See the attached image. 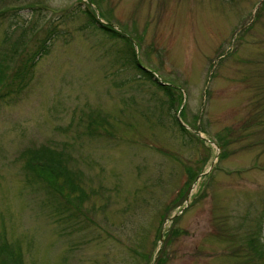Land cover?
<instances>
[{"label":"rangeland","instance_id":"obj_1","mask_svg":"<svg viewBox=\"0 0 264 264\" xmlns=\"http://www.w3.org/2000/svg\"><path fill=\"white\" fill-rule=\"evenodd\" d=\"M89 10L124 38L85 28ZM52 32L29 88L10 94ZM130 46L175 86L173 104L121 58ZM5 94L0 264H264L251 252L264 232V0H0ZM29 167L51 172L61 212Z\"/></svg>","mask_w":264,"mask_h":264},{"label":"trees","instance_id":"obj_2","mask_svg":"<svg viewBox=\"0 0 264 264\" xmlns=\"http://www.w3.org/2000/svg\"><path fill=\"white\" fill-rule=\"evenodd\" d=\"M85 15L87 18V24L85 26V28H92L94 31L98 32L100 35L104 34L105 36H108L109 38H111V40H116L119 39L121 37H123L120 33H117L115 31V29L109 26H105L103 24H101L96 16H95V12L94 11H85ZM94 12V13H93ZM56 33L52 32L50 34L49 37H47L46 39L42 40V42H40L37 47L29 54H26L25 57L21 60L20 64L18 65V67L16 68L15 72H14V76H13V81L11 84V90H10V94L15 93L16 96L20 95L23 91H25L27 88H29V86L31 85L33 79H34V69L36 68V65L38 63V61L45 57L50 55V51H51V47H52V40L53 37H55ZM124 38V37H123ZM124 42H126L127 44L130 45L129 41L127 39H124ZM121 58L125 61V63H127V65L130 67H132L135 72L139 75V80H144L146 81V83L154 86L157 90H160L161 92H163L167 97L170 98V104H173V91H174V85L168 84V85H164L160 82H158L157 79L154 78V75L152 72L147 71L142 69L139 66V62L137 60V56L135 54V52L133 51V49L130 46V50H128L127 52L122 51L120 52ZM174 86V87H173ZM6 95H0V100H3L6 98ZM172 107V106H171ZM180 128L182 131L186 132V129L180 124ZM39 156H45L48 158H51L52 160L54 159H59V157L52 153L50 150L48 149H44L42 152H39ZM221 159V158H220ZM56 161V160H55ZM29 171L32 173L28 174V183L31 185H35L38 187H41V189H43L45 192H47L48 197L50 198L51 204L53 206L56 207L57 211L61 212L62 208H64V206L59 203L57 200V195H56V189L52 188L50 186V182L52 180L50 174L49 173H45L42 171H37L35 169H31V167H29ZM51 171V170H50ZM40 172H42L40 174ZM44 176L47 177V179H44ZM190 191L187 190L184 193H180L179 195V202H178V207H181V205L187 200V198L189 197ZM177 219L174 223L173 226L176 222H178ZM264 214H262L261 216V223L259 225V232H261L262 228L264 229ZM176 225V224H175ZM175 227V226H174ZM172 228L171 231L168 233L169 235L167 236H174L175 234H179V231L176 230L175 228ZM258 238L254 239L252 241L251 244V248H252V253L255 257L257 258H261L264 260V232L263 235L261 233H258ZM160 260V258L158 259V261Z\"/></svg>","mask_w":264,"mask_h":264}]
</instances>
